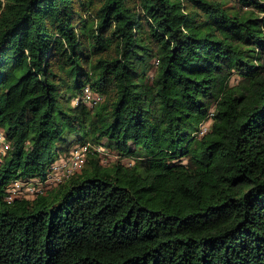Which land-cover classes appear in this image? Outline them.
I'll return each mask as SVG.
<instances>
[{
  "label": "trees",
  "instance_id": "1",
  "mask_svg": "<svg viewBox=\"0 0 264 264\" xmlns=\"http://www.w3.org/2000/svg\"><path fill=\"white\" fill-rule=\"evenodd\" d=\"M0 134V264H264V0H0Z\"/></svg>",
  "mask_w": 264,
  "mask_h": 264
},
{
  "label": "built area",
  "instance_id": "2",
  "mask_svg": "<svg viewBox=\"0 0 264 264\" xmlns=\"http://www.w3.org/2000/svg\"><path fill=\"white\" fill-rule=\"evenodd\" d=\"M89 97V95H88ZM206 125L203 126V130L206 129ZM4 140V137L0 134V141L2 142ZM1 144L0 143V151H4L3 148H1ZM5 145V144H4ZM3 146V145H2ZM7 147V144L6 146ZM84 147H78L76 148L73 153H72V157L69 161H66L67 163L64 166H68V164H71V168L68 170V172H71L73 169H75L76 167H79L80 165L83 164L84 160H85V151H84ZM71 162V163H70ZM25 191H34V187L32 186H24L23 183L21 182H15L12 185L9 186L8 188V192H9V199H12L15 196H19L21 193H24Z\"/></svg>",
  "mask_w": 264,
  "mask_h": 264
},
{
  "label": "rangeland",
  "instance_id": "3",
  "mask_svg": "<svg viewBox=\"0 0 264 264\" xmlns=\"http://www.w3.org/2000/svg\"><path fill=\"white\" fill-rule=\"evenodd\" d=\"M236 80H233V81H236ZM88 95L90 96L89 98H91V99H88L89 101L90 100H94V99H98V96H97L98 94L97 93L96 94H92L89 89H88ZM0 143H2L1 144V148L6 149L5 146H6L7 142L5 140H3L2 142L0 141ZM99 149L101 151L103 150L102 148H99ZM1 152L4 153V151H1ZM104 152H105V154H107L106 157H108L109 160H116L118 158L117 155H116V153H112L111 151H107L106 149L104 150ZM123 161L129 162V160L126 159V158H124ZM66 163L67 162H66V160H64V158H60L56 162V164H57V174L55 173L56 175H52L50 181H54L56 179L57 180L58 179H61V178H63L65 176V174H67L68 170L71 168V164H68V166L67 165L64 166ZM40 188H41V185H40ZM32 192H34V191H28L27 193H30L31 194Z\"/></svg>",
  "mask_w": 264,
  "mask_h": 264
}]
</instances>
